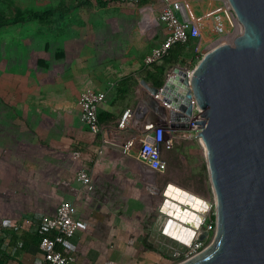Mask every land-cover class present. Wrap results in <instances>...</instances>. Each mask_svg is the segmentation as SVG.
I'll return each mask as SVG.
<instances>
[{
    "label": "rangeland",
    "instance_id": "obj_1",
    "mask_svg": "<svg viewBox=\"0 0 264 264\" xmlns=\"http://www.w3.org/2000/svg\"><path fill=\"white\" fill-rule=\"evenodd\" d=\"M193 2L199 12L218 0ZM157 6L156 0H0V222L4 197L12 199L9 209L39 206L43 215L55 207L57 196L49 182L60 177L76 129L86 132L74 108L81 89L102 88L116 103L133 100L141 101L143 109L150 106L140 83L142 69L155 72L166 65L165 81L170 67L165 60L155 66L143 62L147 50L164 35L155 20ZM195 63L193 53L186 52L176 64L183 68ZM159 101L158 121L167 126L170 108ZM166 137L172 145H160L167 165L156 177V189L140 175L150 177L153 172L140 165L134 188L121 206V217L142 235L159 231L164 217L159 191L166 182L214 200L196 130L191 125L167 127ZM16 140L19 150L6 155L4 147ZM208 219H215L214 206ZM210 240L207 237L206 244ZM179 249L168 250L166 264L190 255L188 248Z\"/></svg>",
    "mask_w": 264,
    "mask_h": 264
},
{
    "label": "water",
    "instance_id": "obj_2",
    "mask_svg": "<svg viewBox=\"0 0 264 264\" xmlns=\"http://www.w3.org/2000/svg\"><path fill=\"white\" fill-rule=\"evenodd\" d=\"M229 2L242 24L238 36L204 53L189 77L176 68L161 86L140 79L151 107L159 104L154 94L172 105L170 126L195 124L214 194L213 237L174 264H264V0ZM165 186L162 231L188 244L203 215L168 198Z\"/></svg>",
    "mask_w": 264,
    "mask_h": 264
},
{
    "label": "built area",
    "instance_id": "obj_3",
    "mask_svg": "<svg viewBox=\"0 0 264 264\" xmlns=\"http://www.w3.org/2000/svg\"><path fill=\"white\" fill-rule=\"evenodd\" d=\"M157 4L155 20L161 23L164 35L145 53L143 62L146 65L160 62L175 45L190 49L197 62L204 53L231 37L238 36L242 31V24L229 0H218L215 5L201 12H198L193 0H157ZM193 66L182 68L173 64L166 72V79L176 72V68L189 77ZM183 74L180 76H184ZM142 90L143 95L148 93L147 89ZM153 97L160 103L161 98L157 94ZM106 100L107 92L104 89L91 87L81 89L76 100L80 120L92 134L99 136L96 153H101L112 141L120 137L122 132L124 138L120 144L121 153L132 155L137 169L140 165L151 169L153 176L146 177L141 173L140 175L149 182L152 190L156 189V177L167 165L162 157L160 145H172V140L166 137L167 127H185L170 126V119L167 126L160 123L155 107L143 109L141 101L124 108L116 124L101 123L99 108ZM164 103L172 108L170 103ZM45 107L46 105H42V108ZM191 126L195 129V124L192 123ZM19 146V140L11 142L5 147V152L13 154ZM73 156L79 159L82 149H75ZM92 174V168L87 165H79L75 169V177L86 185L90 184ZM203 202L206 205L205 210H195L203 215L200 225L190 243H183L184 247L189 249V256L200 251L206 245L207 237L212 238L215 231V219H208L213 202L206 198ZM74 212L72 201L64 199L56 204L52 213L40 215L38 218L37 230L41 233L38 247L43 258L51 264H80L75 254L69 251L70 238L81 225H85V221L76 217ZM201 233H204L202 238L199 237Z\"/></svg>",
    "mask_w": 264,
    "mask_h": 264
},
{
    "label": "crops",
    "instance_id": "obj_4",
    "mask_svg": "<svg viewBox=\"0 0 264 264\" xmlns=\"http://www.w3.org/2000/svg\"><path fill=\"white\" fill-rule=\"evenodd\" d=\"M78 94L74 100L77 114ZM136 102L130 100L128 105L134 106ZM100 110L121 112L120 108L112 105L108 94L99 114ZM79 121L86 132L76 129V139L67 163L60 177L48 185L54 189L57 203L64 199L72 201L74 215L85 221V225H81L70 238L69 251L75 254L80 264H166L165 254L170 248L178 251L179 247H184L181 241L163 233L166 215L160 219L159 231L148 232L147 235H142L136 225L121 217V206L134 188L135 172L138 171L133 156L120 151L124 138L122 132L101 153H96L99 136L92 134L80 118ZM78 148L82 149V156L76 159L73 151ZM17 151L8 154L4 147L8 156L15 155ZM79 165L92 168L89 185L75 177V169ZM11 200L4 197L6 208L0 222V264H51L43 258L38 247L40 232L37 224L41 207L36 210L9 209ZM54 208L47 212L52 213Z\"/></svg>",
    "mask_w": 264,
    "mask_h": 264
},
{
    "label": "trees",
    "instance_id": "obj_5",
    "mask_svg": "<svg viewBox=\"0 0 264 264\" xmlns=\"http://www.w3.org/2000/svg\"><path fill=\"white\" fill-rule=\"evenodd\" d=\"M149 0H137L138 3H146ZM157 1V0H156ZM186 52H192L190 49L186 48L183 45H175L174 47H172L168 53L161 59V60H165V62L168 64L167 67L176 64L179 59H181L182 57L184 58V55L186 54ZM157 63L152 64L151 66H155ZM166 65H162L159 66L157 68V70L155 72H152L150 69H142L141 71V78L145 79L148 82H151L153 85L156 86H161L164 82V77L163 72L166 71ZM129 102H115L112 101V105L116 108H120L121 112L124 108L128 107ZM121 112L119 113H114V112H101L99 114V118L100 121L102 123H107V124H116ZM41 233L39 235V239H40Z\"/></svg>",
    "mask_w": 264,
    "mask_h": 264
},
{
    "label": "bare ground",
    "instance_id": "obj_6",
    "mask_svg": "<svg viewBox=\"0 0 264 264\" xmlns=\"http://www.w3.org/2000/svg\"><path fill=\"white\" fill-rule=\"evenodd\" d=\"M176 75H177V72L171 73L169 77L174 78ZM164 193L171 200L185 207H188L192 210H202V211L205 210L206 205L203 202L204 198H202L201 196L193 192H190L189 190L181 186H177V184L175 183L173 184L171 182H168V184L164 188ZM172 233L176 236L178 235L179 237H183L184 235H182V233H185V232L184 231L182 232L181 230L179 231V229H176V230H172Z\"/></svg>",
    "mask_w": 264,
    "mask_h": 264
}]
</instances>
